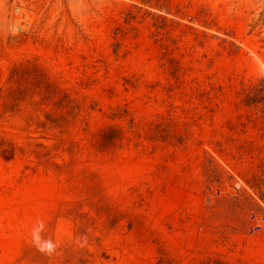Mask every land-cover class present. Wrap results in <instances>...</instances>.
Returning <instances> with one entry per match:
<instances>
[{"label":"rangeland","instance_id":"374dc122","mask_svg":"<svg viewBox=\"0 0 264 264\" xmlns=\"http://www.w3.org/2000/svg\"><path fill=\"white\" fill-rule=\"evenodd\" d=\"M260 199L264 0H0V264H242Z\"/></svg>","mask_w":264,"mask_h":264},{"label":"crops","instance_id":"0c3cea01","mask_svg":"<svg viewBox=\"0 0 264 264\" xmlns=\"http://www.w3.org/2000/svg\"><path fill=\"white\" fill-rule=\"evenodd\" d=\"M241 243L233 250L241 256L242 264H264V232L243 234Z\"/></svg>","mask_w":264,"mask_h":264},{"label":"built area","instance_id":"2783aa9c","mask_svg":"<svg viewBox=\"0 0 264 264\" xmlns=\"http://www.w3.org/2000/svg\"><path fill=\"white\" fill-rule=\"evenodd\" d=\"M244 185L245 183H243V180L239 178V180H236L235 183L232 185V192H230L229 194L236 195L237 193H240L243 187H246ZM221 193L222 191L219 190L218 194L220 195ZM260 201L262 202L261 211H252L249 215V224L247 230L248 233L264 232V201L262 199H260Z\"/></svg>","mask_w":264,"mask_h":264},{"label":"clouds","instance_id":"9594fccd","mask_svg":"<svg viewBox=\"0 0 264 264\" xmlns=\"http://www.w3.org/2000/svg\"><path fill=\"white\" fill-rule=\"evenodd\" d=\"M51 247H52L51 244H49V248H48L49 251H51ZM41 250H43V249H41Z\"/></svg>","mask_w":264,"mask_h":264}]
</instances>
